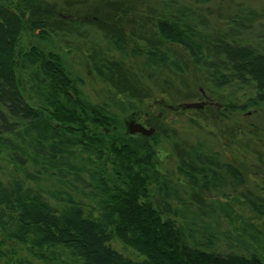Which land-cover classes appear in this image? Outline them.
I'll return each mask as SVG.
<instances>
[{"label":"rangeland","instance_id":"rangeland-1","mask_svg":"<svg viewBox=\"0 0 264 264\" xmlns=\"http://www.w3.org/2000/svg\"><path fill=\"white\" fill-rule=\"evenodd\" d=\"M25 1L30 9L47 6L55 13L26 17L20 48L58 55L81 103L108 111L125 131L130 119L154 129L153 137L136 135L134 143L154 146L159 178L150 187V198L174 222L183 243L222 256H255L264 264V104L254 103L252 83L211 85L185 52L162 44L156 28L166 19L194 27L206 40L249 46L264 55V0ZM152 45L166 57L163 63L146 55ZM201 102L207 103L203 110L181 109ZM1 110L5 117L8 110ZM67 153L78 173L70 171L76 177L66 176L62 183L56 176L27 177L34 166H16L5 152L0 154V178L25 181L48 198V193L71 196L92 212L97 208L93 178L79 170L93 172L98 165L78 147ZM78 178L81 183L75 182ZM72 181L74 186L68 184ZM0 244V252L23 264H79L64 257L59 262L36 259L27 246L1 231ZM110 246L139 260L117 240Z\"/></svg>","mask_w":264,"mask_h":264},{"label":"trees","instance_id":"trees-1","mask_svg":"<svg viewBox=\"0 0 264 264\" xmlns=\"http://www.w3.org/2000/svg\"><path fill=\"white\" fill-rule=\"evenodd\" d=\"M45 7L30 9L25 0H0V154L5 152L16 166L30 162L34 174L28 173L29 178L56 176L62 183L73 176L70 171L78 173L67 157L68 149L78 147L98 165L93 172L79 170L93 178L97 208L87 213L71 196L53 198L48 193V198L25 181L0 178L3 236L27 246L33 257L45 262L64 257L79 264H262L255 256H222L183 243L174 222L150 198V187L159 178L154 146L135 145L139 137L130 136L116 117L82 104L58 55L37 47L20 48L26 17L54 15ZM156 28L162 44L185 52L211 85L252 83L254 103L264 104L263 54L221 39L206 40L194 27L166 19ZM114 45L121 49L118 39ZM146 50L153 63L165 61L154 45ZM1 108L8 110L5 117ZM113 240L139 260L115 251ZM1 259L23 264L3 252Z\"/></svg>","mask_w":264,"mask_h":264},{"label":"water","instance_id":"water-1","mask_svg":"<svg viewBox=\"0 0 264 264\" xmlns=\"http://www.w3.org/2000/svg\"><path fill=\"white\" fill-rule=\"evenodd\" d=\"M207 105L205 102L201 103H191V104H184L181 109L184 110H203L204 107ZM220 107L219 105H216ZM127 132L130 136H141L145 138H149L154 134V129H145L141 125L135 124L133 121H129L126 123Z\"/></svg>","mask_w":264,"mask_h":264},{"label":"flooded vegetation","instance_id":"flooded-vegetation-1","mask_svg":"<svg viewBox=\"0 0 264 264\" xmlns=\"http://www.w3.org/2000/svg\"><path fill=\"white\" fill-rule=\"evenodd\" d=\"M131 121H134V120H131ZM142 125H143V123H142ZM145 127H146V125H145Z\"/></svg>","mask_w":264,"mask_h":264}]
</instances>
